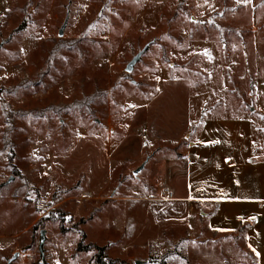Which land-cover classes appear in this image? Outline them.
I'll use <instances>...</instances> for the list:
<instances>
[{
    "label": "rangeland",
    "instance_id": "1",
    "mask_svg": "<svg viewBox=\"0 0 264 264\" xmlns=\"http://www.w3.org/2000/svg\"><path fill=\"white\" fill-rule=\"evenodd\" d=\"M216 119L262 133L264 0H0V264H245L162 193Z\"/></svg>",
    "mask_w": 264,
    "mask_h": 264
},
{
    "label": "crops",
    "instance_id": "2",
    "mask_svg": "<svg viewBox=\"0 0 264 264\" xmlns=\"http://www.w3.org/2000/svg\"><path fill=\"white\" fill-rule=\"evenodd\" d=\"M212 122L210 138L203 134V144L191 143L185 189L177 185L178 195L168 200L179 207H200L211 230L241 233L245 264H264V125L256 135L248 119ZM239 126L243 128L231 129Z\"/></svg>",
    "mask_w": 264,
    "mask_h": 264
},
{
    "label": "water",
    "instance_id": "3",
    "mask_svg": "<svg viewBox=\"0 0 264 264\" xmlns=\"http://www.w3.org/2000/svg\"><path fill=\"white\" fill-rule=\"evenodd\" d=\"M61 34H62V30H61ZM150 44H147L144 46L143 49H141L132 59L131 61L127 64V67H126V71L128 72H131L135 66V64L141 59L142 55L144 54V52L148 49ZM146 161H144L139 167H137L133 173L134 174H138L139 172H141L145 165H146ZM44 242V230H42V243ZM19 255V253H16L12 259L9 260V263L14 259L16 258L17 256ZM142 261L141 260H136V264H140Z\"/></svg>",
    "mask_w": 264,
    "mask_h": 264
},
{
    "label": "trees",
    "instance_id": "4",
    "mask_svg": "<svg viewBox=\"0 0 264 264\" xmlns=\"http://www.w3.org/2000/svg\"><path fill=\"white\" fill-rule=\"evenodd\" d=\"M78 250H92L95 249L96 253L94 256V260L96 264H112L113 261L107 257L106 252H105V247L104 246H99V245H85L83 248L82 242L78 244Z\"/></svg>",
    "mask_w": 264,
    "mask_h": 264
},
{
    "label": "built area",
    "instance_id": "5",
    "mask_svg": "<svg viewBox=\"0 0 264 264\" xmlns=\"http://www.w3.org/2000/svg\"><path fill=\"white\" fill-rule=\"evenodd\" d=\"M164 199H173L174 194L170 191V189H165L163 192Z\"/></svg>",
    "mask_w": 264,
    "mask_h": 264
},
{
    "label": "snow or ice",
    "instance_id": "6",
    "mask_svg": "<svg viewBox=\"0 0 264 264\" xmlns=\"http://www.w3.org/2000/svg\"><path fill=\"white\" fill-rule=\"evenodd\" d=\"M254 219V218H253Z\"/></svg>",
    "mask_w": 264,
    "mask_h": 264
}]
</instances>
